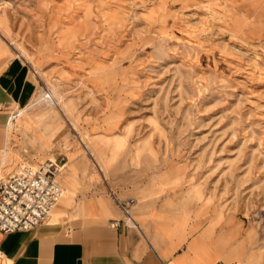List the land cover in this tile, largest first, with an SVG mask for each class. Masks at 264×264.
<instances>
[{
  "label": "rangeland",
  "instance_id": "1",
  "mask_svg": "<svg viewBox=\"0 0 264 264\" xmlns=\"http://www.w3.org/2000/svg\"><path fill=\"white\" fill-rule=\"evenodd\" d=\"M0 16L36 72L31 104L56 103L31 129L36 161L65 164L59 204L69 181L149 173L156 194L243 221L264 264V0H0Z\"/></svg>",
  "mask_w": 264,
  "mask_h": 264
},
{
  "label": "crops",
  "instance_id": "2",
  "mask_svg": "<svg viewBox=\"0 0 264 264\" xmlns=\"http://www.w3.org/2000/svg\"><path fill=\"white\" fill-rule=\"evenodd\" d=\"M0 20L1 186L21 166L40 164L36 158L50 153L31 129L37 115L32 107L40 99L31 104L36 72L12 53L1 33L7 24ZM108 175L106 180L100 174V182L77 183V188L69 181L67 203L58 204L40 225L0 233V264H253L251 232L240 219L229 214L220 219L216 208L191 202L182 187L156 194L149 173L140 183ZM114 198L134 200L128 225ZM112 221L118 227L111 228Z\"/></svg>",
  "mask_w": 264,
  "mask_h": 264
},
{
  "label": "built area",
  "instance_id": "3",
  "mask_svg": "<svg viewBox=\"0 0 264 264\" xmlns=\"http://www.w3.org/2000/svg\"><path fill=\"white\" fill-rule=\"evenodd\" d=\"M60 167L53 160L37 165H23L0 186V233L28 231L40 225L60 202L63 191L57 176ZM115 203L124 215L123 223H131L133 199ZM111 228L119 225L110 222Z\"/></svg>",
  "mask_w": 264,
  "mask_h": 264
},
{
  "label": "bare ground",
  "instance_id": "4",
  "mask_svg": "<svg viewBox=\"0 0 264 264\" xmlns=\"http://www.w3.org/2000/svg\"><path fill=\"white\" fill-rule=\"evenodd\" d=\"M40 101H46L49 105H54L56 104L53 100V98L51 97V95L49 93H43L42 96L40 97V99L37 101L40 102ZM87 154H89V152H86ZM90 155V154H89ZM59 204V203H58ZM57 204V205H58ZM57 205L48 213V216L50 215V213L52 212H56V210L54 211V209L57 207Z\"/></svg>",
  "mask_w": 264,
  "mask_h": 264
}]
</instances>
